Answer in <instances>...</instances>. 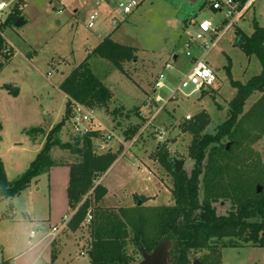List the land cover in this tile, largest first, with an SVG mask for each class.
<instances>
[{
  "label": "rangeland",
  "instance_id": "374dc122",
  "mask_svg": "<svg viewBox=\"0 0 264 264\" xmlns=\"http://www.w3.org/2000/svg\"><path fill=\"white\" fill-rule=\"evenodd\" d=\"M7 1H12L13 8L17 0ZM62 2L36 1L42 12L33 21L34 14L29 17V33L34 36L41 34L40 39L46 36L49 40L41 43L44 46L37 55H29L16 33L20 35L24 27L28 28V16H24L23 26L2 28L12 53L10 61L0 72V160L8 181H15L26 172L41 150L45 135L61 120H65L60 133L61 142H70L76 136L66 117V98L59 85L90 55L89 67L112 92L108 105L96 109V115L105 130L114 134V139L97 152L110 149L113 153L119 152L117 160L105 174L96 179L95 184H104L115 193L122 194L124 204L133 203L134 195L144 197L147 200L145 205L149 206L172 204V179L158 160V148L168 150L171 158L184 160L183 169L188 173L191 171L193 161L188 156V149L192 135L185 129L200 113L208 116L209 123L204 132L211 134L228 118L229 103L236 94L227 73L228 67L232 79L243 84L262 71L259 58L246 55L237 45L240 40L237 30L239 27L245 34L251 35L254 20L264 28V0H256L237 29L228 31L207 55L205 60L217 75L215 86L189 97L177 94L149 126L140 108L146 106L153 97L155 83L161 73L165 75L167 87L160 93L167 97L184 72L191 67L193 62L186 55L185 43L195 33L198 22L212 18L210 12L203 8L204 0H144L124 21L115 15L120 24L117 26L110 21L106 25L112 29L118 27L113 39L137 49L136 60L125 63L123 72L92 53L99 44L96 34L100 36L106 31L98 29V20L92 29L88 28L87 22L91 13L101 8L95 6L94 0ZM75 7L77 14H73ZM7 17L5 14L4 20ZM191 51L197 54L195 47ZM174 56H177L173 62L175 68L165 70V64L172 62ZM260 96L261 93L252 95L246 101L244 110L247 111ZM145 110L152 114L155 108L150 105ZM32 128L41 129L44 133L36 131L28 135L27 132ZM134 132L132 139L137 138L135 143L120 156L125 149L124 141L130 140ZM160 136L163 138L160 139ZM101 141L98 142L99 147ZM254 149L264 161V136L254 145ZM52 157L56 161H74L67 150L59 147L53 149ZM146 168L153 172L150 180L149 172L144 170ZM60 170L55 171V174H61ZM40 177L41 189L38 192L35 183H32L30 189L20 195L0 202V263L30 248L31 231L41 226L45 228L36 216L46 215L51 201L48 175ZM92 194L93 190L88 196L93 203ZM53 199V208L54 202L56 210L62 207V194L56 198L52 194ZM229 206L226 203L217 205V211L225 214ZM30 209L36 216L29 214ZM72 216L73 211H68L66 227L51 244L49 254L58 259V264H88L86 250L89 229L83 222L77 230H73L69 226ZM128 251L134 253L138 261L141 260L131 242ZM206 254L208 251H202L193 253L191 257L202 260ZM221 255L222 264H264V248L260 247H225L221 249Z\"/></svg>",
  "mask_w": 264,
  "mask_h": 264
},
{
  "label": "trees",
  "instance_id": "16d2710c",
  "mask_svg": "<svg viewBox=\"0 0 264 264\" xmlns=\"http://www.w3.org/2000/svg\"><path fill=\"white\" fill-rule=\"evenodd\" d=\"M23 6L24 2L17 0L0 24V72L12 57L2 28L15 25L22 17ZM237 32L243 38L240 47L246 55L259 58L262 71L243 84L232 79L228 67L231 85L236 89L229 103L228 118L213 134L204 132L209 123L204 113L197 115L185 129L192 135L188 156L193 167L189 173L184 169L176 172L168 150L158 148V160L172 179V204L149 206L145 205L144 197H136L134 206L104 207L102 201L108 190L95 182L110 169L119 152H97L102 139L98 132L75 134L70 142H61L65 120L49 130L35 160L15 181H8L0 160V202L20 195L34 179L56 165L65 164L70 167L67 192L73 211L69 226L77 230L86 221L87 214L92 215L86 225L90 234L86 250L90 264L137 263L135 254L128 251L130 242L142 256L143 250L151 253L161 242L169 240L172 264H195L192 254L202 251L208 254L202 260L197 259L199 264H222V248H264V161L254 149L264 136V28L254 20L251 35L240 28ZM136 52L134 47L110 37L92 51L122 72L125 63L136 60ZM89 58L90 55L59 85L67 97V118L73 103L96 110L106 107L112 99L111 90L89 67ZM256 93L261 96L245 111L246 101ZM36 131L44 133L32 128L27 134ZM131 134L130 140L135 132ZM55 147L67 150L74 161L53 159ZM91 190L93 203L88 196ZM138 201L142 204L138 205ZM222 203L230 205L225 214L217 211V205Z\"/></svg>",
  "mask_w": 264,
  "mask_h": 264
},
{
  "label": "built area",
  "instance_id": "2783aa9c",
  "mask_svg": "<svg viewBox=\"0 0 264 264\" xmlns=\"http://www.w3.org/2000/svg\"><path fill=\"white\" fill-rule=\"evenodd\" d=\"M144 0H118L115 2L112 10L114 18L111 19L114 25H119L116 16L120 17L121 21H124L127 16L133 13ZM256 0H204L203 8H206L212 18L204 19L198 22L195 27L196 31L190 36L185 43L186 55L192 59V65L184 72L183 76L176 84L175 88L170 91L167 97L163 96L160 91L167 87L164 73H161L155 83L154 93L151 100L146 106L140 108L141 115H144L148 126L153 122L156 116L165 108V105L174 98L177 94L189 97L195 93L203 90L210 89L215 86L217 82V75L215 71L208 65L205 60L209 52L216 46L224 35L232 28L239 26V23L245 19L249 10L254 6ZM11 2L7 0H0V24L4 21V15H8L12 9ZM102 15L101 10H94L87 22L88 28L95 27L96 21ZM116 15V16H115ZM197 49V54H193L191 49ZM167 62L165 64V70H173V62ZM207 73V74H205ZM188 91V93H187ZM152 105L155 111L151 113L146 112V108ZM68 119L71 122L72 130L75 134L83 135L90 132H98L102 135L103 142L101 141L100 149H103L106 144L114 139V134L110 131H106L105 126L98 120L96 110L88 108L84 105L73 103L70 105ZM163 136H160L162 139ZM134 140L124 141V152L120 155H124L130 150L135 143ZM143 170V169H142ZM149 172L148 179L153 176V172H150L147 168L144 169ZM92 219L91 213H88L85 225L89 224ZM68 222L67 218H64L60 225L53 226L51 228L50 237L54 241L60 232L66 227ZM36 235V230H32L30 233V239H33Z\"/></svg>",
  "mask_w": 264,
  "mask_h": 264
},
{
  "label": "crops",
  "instance_id": "0c3cea01",
  "mask_svg": "<svg viewBox=\"0 0 264 264\" xmlns=\"http://www.w3.org/2000/svg\"><path fill=\"white\" fill-rule=\"evenodd\" d=\"M22 1L24 2V6L22 7L23 10H22L21 23L18 27L24 25V23H25L24 16H26V17L28 16L27 17L28 18V24H27L28 25L27 26L28 31H27V29H25L26 27H24L22 34L19 35L18 32H16V33H17L18 37L20 38V40L22 41V43H24V48L26 49V51H28L29 55H31V56L33 54L37 55L40 52L41 47L44 46V45H41V43H43V42L46 43L49 40L46 36H45V39H40L41 34L40 35L35 34V36H34V34L29 33V27H30L29 17L32 14H34V18L32 19V21H33L37 15H38V17L41 15L42 10L38 7V5H36L37 0H22ZM59 1L62 2L65 0H59ZM116 1H118V0H94L95 6L96 5L99 6V9L101 8L100 10L102 11V15L98 19V23H100V26L98 29L101 31H104V30L106 31L105 33H101L102 35H100V36H98L96 34L97 40H99V43L103 39H105L106 37H110L111 39H113L114 35L117 32L118 27H115L114 29L106 27V25H108V23L111 21V19L114 18L113 17L114 13H113L112 8H113ZM62 3H64V2H62ZM58 12H60V9ZM77 13H78V10L75 7V9L73 10V14H77ZM44 18H45V16H44ZM14 27L17 28L16 25H14ZM174 58L177 59V56H174ZM64 96H65L66 102H67V97L65 94H64ZM110 150H112V149H110ZM58 169H61L60 171H62L61 172L62 175L60 173L55 174V171H57ZM42 175H45V174H42ZM46 175H48L49 197H50V201H51L50 205H49L48 213L46 215H44L43 217L38 216V215L37 216L34 215L36 213L32 212L31 211L32 209H30V213H29L31 216H36L37 220H39L41 225H45V228L43 226H41L40 229H38V230L35 229L36 235L34 236L33 239H30V236H29V242L31 244L30 248L26 249L25 251H23L21 254H19L16 257L3 260L1 263L6 261L10 264H58V262H57L58 259L53 258L49 254L50 246L53 243V241L51 240V237H50V232H51V228L53 226H56V225L58 226L59 222L61 220L63 221V219L66 218L67 212L70 211V207L67 208V206H69L68 205L69 203H68L67 189H68V184H69V179H70V167L68 165H65V164L64 165H56V166L52 167L50 169V171L48 173H46ZM40 176L31 182V184L35 183L36 192H38L41 189L39 186L40 181H41ZM61 177H62V180H61ZM102 181H103V179H102ZM31 184L26 188L27 190L30 189ZM103 186L106 187L108 190L107 195L104 197V199L102 201V203H103L102 205L104 207L120 208L123 205L124 206H134V202H136V195H134L135 201L133 203L124 204L123 203L124 202L123 201L124 196L122 194L115 193V191H113V189L109 186H106L104 184H103ZM52 194H53L54 198H56L58 195L62 194V198H63L64 203L62 202V207H58L57 210L55 207V204H56L55 202H54V208H53L54 199L52 200ZM66 202H67V206H65ZM46 225H49V227L47 228ZM34 240H35V243H32V242H34ZM46 255H47V257H46ZM76 264H79V263H76ZM88 264H90V262Z\"/></svg>",
  "mask_w": 264,
  "mask_h": 264
},
{
  "label": "water",
  "instance_id": "95a60500",
  "mask_svg": "<svg viewBox=\"0 0 264 264\" xmlns=\"http://www.w3.org/2000/svg\"><path fill=\"white\" fill-rule=\"evenodd\" d=\"M21 23V18L15 23L16 26H19ZM243 38L241 37L238 46L242 44ZM171 161L174 165L176 172H181L184 166V160H179L175 157L171 158ZM261 187L258 186V192H261ZM141 201H138V205H141ZM171 242L165 240L161 242L151 253L142 251L141 260L135 264H172V259L170 257ZM195 264H199L196 260Z\"/></svg>",
  "mask_w": 264,
  "mask_h": 264
},
{
  "label": "snow or ice",
  "instance_id": "6c2138e0",
  "mask_svg": "<svg viewBox=\"0 0 264 264\" xmlns=\"http://www.w3.org/2000/svg\"><path fill=\"white\" fill-rule=\"evenodd\" d=\"M205 74H207V73H205Z\"/></svg>",
  "mask_w": 264,
  "mask_h": 264
}]
</instances>
